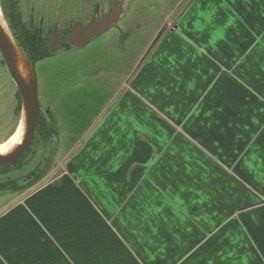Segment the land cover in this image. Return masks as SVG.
<instances>
[{"label": "rangeland", "instance_id": "374dc122", "mask_svg": "<svg viewBox=\"0 0 264 264\" xmlns=\"http://www.w3.org/2000/svg\"><path fill=\"white\" fill-rule=\"evenodd\" d=\"M118 1L122 5V18L110 28L90 39L83 47L58 48L52 56L34 65L41 107L51 106L68 117L71 108H78L73 129L84 131L64 159L39 182L21 192L0 193V244L6 243L8 245L4 244V247L10 248L14 246L16 212L30 215L42 228V220L47 222L51 219L56 223L53 228L59 234H62L61 230L68 229L72 237L85 234L89 241H93L95 239L86 233L98 228V224L103 230L115 225L122 230L138 232L161 227L172 231L184 230L192 225L180 221L179 210L186 209L196 197H207L213 209L235 212L224 218L227 221L221 227H227L225 232L221 228L212 232L213 262L229 264L234 260L238 261L236 264H264V248L261 246V254L260 250H255L253 242L256 240L252 236L250 240H236L234 235V227L242 216L236 211L240 209L232 199L245 193L246 185L242 182H223V185L221 180L207 175L203 163L209 159L206 160L198 147L183 134L182 123L187 119L182 118L186 112L191 114L200 106L204 109L209 107V104L202 105V101L213 90L197 88V85L210 80L211 72L220 69V66H211L209 58L202 54L204 51H200L195 42L184 39L182 29L176 25V19L191 0ZM20 2L26 17L38 20L47 16L46 22L43 19L48 30L51 29V38L55 30L61 32L77 17L85 23L94 5L100 14L112 10L115 0ZM252 27L254 30L260 28L258 25ZM119 29H133L124 43L120 41ZM142 69L146 72L140 77L137 74ZM217 76L222 80V69ZM196 82L194 90L192 85ZM184 85L189 89L186 90ZM15 90L16 85L7 67L0 68V119H4L0 123V137L7 136L14 127L11 113ZM229 94L233 99L229 106L221 105L219 115L229 107L236 109L238 92L230 90ZM189 101L191 104L200 101L201 105L196 102L189 106ZM66 118L61 119L60 124L66 125ZM234 123H230L232 129ZM202 125L204 123L198 125L199 128L203 129ZM135 132L158 143L163 153L154 168H138L128 180L126 165L133 159L144 158L149 152L148 145L136 141ZM68 140L66 138L65 141ZM240 148V139L233 138L230 142L233 157ZM235 149L237 152L233 153ZM197 161L203 163L198 165ZM103 176L105 179L111 177L112 181L115 179L110 184L111 189L110 186L107 189L110 190V198L105 186L98 183L97 178ZM85 197H89L88 205L87 201L83 203ZM262 197V201L250 206L246 204L243 209L264 210V195ZM199 202L202 201L194 204ZM92 204L103 217H97ZM197 212L201 220L210 218L208 210L205 212L207 217L201 215L204 212ZM217 219L218 224L221 219ZM95 233L92 232L91 236ZM101 237L98 239L105 241ZM12 253V249L0 246V259L11 258ZM215 253L225 258H218Z\"/></svg>", "mask_w": 264, "mask_h": 264}, {"label": "crops", "instance_id": "0c3cea01", "mask_svg": "<svg viewBox=\"0 0 264 264\" xmlns=\"http://www.w3.org/2000/svg\"><path fill=\"white\" fill-rule=\"evenodd\" d=\"M246 1L249 0H191L176 19V25L184 33L183 38L190 43L195 42L200 51H204L202 54L209 58L211 66H220V69L211 72L210 80L197 85V88L213 90L202 101V105L209 104V107L204 109L200 106L194 113L186 112L187 115L183 117V113L180 116L188 120L182 123L183 134L198 147L206 160L209 159L204 163L197 161L198 165L203 163L207 175L221 180L222 184L242 182L246 185L245 193L232 199L240 209L236 211L242 216L234 227V235L236 240H250L252 236L256 240L255 243L252 241L254 249L259 251L261 246L264 248V210L243 207L262 201L264 195V0H256L252 4ZM254 25H258L259 30H254ZM221 69L222 80L217 76ZM145 72L146 69H142L137 75L142 77ZM196 84L192 85L194 90ZM184 88L189 89L187 85ZM230 90H237L239 95L235 102L236 109L229 107L219 115L221 105L229 106L233 99L229 97ZM192 104L189 101V106ZM197 105H201V102H197ZM202 123L203 129L198 126ZM230 123H234L233 129ZM134 137L138 143L148 145L149 152L144 158L129 161L125 167L128 180L138 168H154L163 153L162 147L148 136L135 132ZM230 138L231 141L233 138L240 139L241 148L239 152L236 149L233 151L238 153L234 157L230 152ZM152 158L154 161L150 164ZM110 178L103 176L97 179L107 190L109 186L111 189L110 184L115 180ZM109 192L108 198L111 197ZM196 198L186 209L178 212L180 221L192 225L184 230L172 231L168 227H161L138 232L122 230L117 225L103 230L98 224V228L86 233L95 239L93 241H89L85 234L72 237L68 229L61 230L62 234H59L53 228L56 223L51 219H46L47 222L42 220V228L30 215L16 212V242L12 248L4 247V244L8 245L6 243L0 244L2 249L13 250L12 257L0 259V264H227L224 261L213 262L212 232L218 228L225 232L227 227L221 226L235 212L213 209L207 197ZM82 200L83 203L87 201V205L90 203L89 197ZM198 200L202 202L194 204ZM93 206L97 217H103ZM207 210L210 218L208 221L201 220L197 211L204 212L201 215L207 217ZM217 218L221 219L218 224ZM96 221L100 223V220ZM94 231L95 235L91 236ZM100 237L105 241L98 239ZM215 254L218 258H225L219 253ZM229 262L236 264L238 261Z\"/></svg>", "mask_w": 264, "mask_h": 264}, {"label": "trees", "instance_id": "16d2710c", "mask_svg": "<svg viewBox=\"0 0 264 264\" xmlns=\"http://www.w3.org/2000/svg\"><path fill=\"white\" fill-rule=\"evenodd\" d=\"M0 6L16 43L33 65L53 55L54 52L50 49L49 35L51 29L48 30V27L44 24L47 16H43L45 22L41 17L38 20L26 17L21 10L20 0H0ZM71 25L70 22L60 32L62 40L60 49L70 50L73 47L66 41ZM132 31L133 29L128 31L119 29L121 33L120 41L124 43L125 38ZM13 101L14 107L11 114L13 115L14 127L7 136L0 137V142L4 141L13 132L20 117L21 99L17 87ZM77 109L71 108V114L68 117L62 111L53 109L51 106L41 107L35 134L26 153L14 163L0 165V193H17L31 187L64 159L72 146L79 140L80 133L84 131L73 129L75 122H77L75 117ZM64 118L67 119L66 125L59 122ZM3 121L4 119H0V123ZM66 138L69 139L67 142L65 141ZM153 161L154 158L149 163L151 164Z\"/></svg>", "mask_w": 264, "mask_h": 264}, {"label": "water", "instance_id": "95a60500", "mask_svg": "<svg viewBox=\"0 0 264 264\" xmlns=\"http://www.w3.org/2000/svg\"><path fill=\"white\" fill-rule=\"evenodd\" d=\"M121 6V3L116 1L112 11L103 14L99 19L91 20L85 25L80 22H74L66 36V41L72 46H85L90 39L106 31L118 20L121 15ZM60 43L59 32L55 30L50 39L51 51L54 52L58 49ZM0 52L7 70L20 94L21 113L16 128L22 117L23 109L26 114V130L22 139L10 153L0 155V165H9L20 159L30 147L35 134L37 120L41 112V102L34 65L27 59L18 46L12 33L10 36L1 23Z\"/></svg>", "mask_w": 264, "mask_h": 264}, {"label": "bare ground", "instance_id": "6f19581e", "mask_svg": "<svg viewBox=\"0 0 264 264\" xmlns=\"http://www.w3.org/2000/svg\"><path fill=\"white\" fill-rule=\"evenodd\" d=\"M0 23L6 30V32L11 36L8 24L3 16L2 9L0 6ZM26 130V114L24 109L22 110V117L20 119L19 125L15 133H13L6 141L0 143V155L10 153L18 145Z\"/></svg>", "mask_w": 264, "mask_h": 264}, {"label": "flooded vegetation", "instance_id": "af4514ba", "mask_svg": "<svg viewBox=\"0 0 264 264\" xmlns=\"http://www.w3.org/2000/svg\"><path fill=\"white\" fill-rule=\"evenodd\" d=\"M116 1H118V0H115V2H114V6H115ZM113 8H114V7H113ZM112 10H113V9H112ZM112 10L109 9L108 11H106V12L100 14V13H99L100 10L97 8L96 5H94L93 8L91 9V12L89 13V15H88V17H87V19H86L87 21H86L85 23H82V24L85 25V24H87L88 22H90L91 20L99 19L103 14L108 13V12H110V11H112ZM121 18H122V16H120V17L118 18V20H120ZM30 19H32V18H30ZM76 19H77V20H76ZM75 20H76V21H74V22H80V23H81V21H80L81 18L77 17V18H75ZM118 20H117V21H118ZM117 21H116V22H117ZM74 22H72L71 24H73ZM71 26H72V25H71ZM59 35H60V32H59ZM50 39H51V38H50ZM60 41H61V43H60V46H61V44H62V40H61V38H60ZM60 46H59V49H60ZM5 66H6V64H5V62H4V59H3L2 54H1V52H0V68H1V69H4ZM11 80H12V78H11ZM14 94H15V92H14ZM13 102H14V101H13ZM40 102H41V101H40ZM13 107H14V103H13ZM12 110H13V109H12ZM15 128H16V127H15ZM17 128H18V127H17ZM17 128L13 131V133H15V131L17 130ZM13 133H12V134H13ZM12 134H11V135H12ZM11 135H10V136H11ZM10 136H9V137H10ZM9 137H8V138H9ZM8 138H7V139H8ZM7 139H6V140H7ZM6 140H4V141H6ZM4 141H3V142H4Z\"/></svg>", "mask_w": 264, "mask_h": 264}]
</instances>
